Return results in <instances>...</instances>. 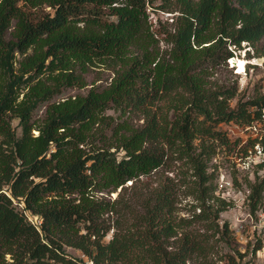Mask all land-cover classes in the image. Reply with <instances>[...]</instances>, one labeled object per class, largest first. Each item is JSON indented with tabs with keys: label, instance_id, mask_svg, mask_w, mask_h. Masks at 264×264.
<instances>
[{
	"label": "trees",
	"instance_id": "16d2710c",
	"mask_svg": "<svg viewBox=\"0 0 264 264\" xmlns=\"http://www.w3.org/2000/svg\"><path fill=\"white\" fill-rule=\"evenodd\" d=\"M43 4L52 11L32 10ZM149 6L177 11L164 36ZM244 41L264 56V0H0V264H77L81 252L95 264H215L216 241H235L209 170L226 140L216 125L264 106L259 89L232 106L238 83L212 78ZM98 66L107 84L55 99ZM173 160L192 169L191 217L178 218L170 176L123 191ZM250 186L255 208L264 178Z\"/></svg>",
	"mask_w": 264,
	"mask_h": 264
},
{
	"label": "rangeland",
	"instance_id": "374dc122",
	"mask_svg": "<svg viewBox=\"0 0 264 264\" xmlns=\"http://www.w3.org/2000/svg\"><path fill=\"white\" fill-rule=\"evenodd\" d=\"M32 10L36 11V13L40 15L43 14V12L52 11V8L43 4L39 7L32 8ZM148 12L150 14L149 20L152 22V28L158 31V36L161 37L165 35L162 30L173 28V18L177 11L170 12L158 7L149 6ZM161 45L165 46L164 40L161 41ZM233 48L236 51L235 56H239L240 60L242 61V58L249 61L253 60V57H264L263 55H256L254 46H250L244 42L242 43L241 48L235 47L234 45ZM239 69V66H232L229 64V62L223 63L215 68L212 75V78L218 80L220 83L227 85H232L236 82L238 83L239 93L231 100L232 106H235L237 100L240 97L244 99L249 98L255 94L256 90L259 89L263 91L264 89V66L247 63L246 71L242 70L239 72ZM86 76L89 82L86 86L76 85L68 87L62 94L56 95L55 99H63L71 95L75 96L78 93H87L92 86H96L98 84H107L112 78V72L109 68L98 66L91 68L86 73ZM257 86L260 87L257 88ZM44 111L45 105H42L38 109L37 114L41 116L44 114ZM140 121H142V119H140ZM18 122L19 119L17 118L13 120L14 126L16 127L18 133H20L21 128L18 125ZM135 122H138L137 119ZM216 129L224 130V124L222 122L218 123L216 125ZM35 131L37 132V130ZM252 143L253 142L248 143V148L252 149V154L254 155L252 158L257 160L260 156L264 157V139L260 142L259 147L253 145ZM234 145H236L235 142L233 145H231V149L227 148V154L223 151H220V155L217 159H215L216 154H214L210 160L209 170H215V173L217 174L220 165L221 168L226 170L228 173H231L235 178L237 177V174H239V176L243 178L244 183L246 182V184H248L249 188L251 189L250 183H253L258 177L264 178L262 173L263 165H258V163L254 165L251 161L245 164L246 166H249L251 163L250 168L248 167L249 169L246 168L241 170L240 168H237L234 158H238L235 155L238 145ZM122 153L123 151L119 152V154ZM250 170L254 172V179L251 177L252 175L249 176L247 174ZM191 172L192 169L190 164L184 163V161L181 160H173L169 164V167H160L159 169L153 171L151 175L141 177V180L138 181V183L133 187L131 186V180L128 181L129 186L123 191H125V195L127 197L132 195L135 196L138 193L151 191L153 187L159 185L161 180L165 179L167 176H170L174 179L178 187V201L176 208L178 218L191 217L195 211L193 202L196 203L197 201L195 199V193L192 192L191 186L194 177L191 175ZM216 181L217 175L215 177V182ZM120 191L121 188H118V190L111 192V195L106 192L105 195L115 198ZM236 191V198L229 201L230 204H228L227 208L221 212L220 217V223H223L225 220L229 222V226L233 232V235L235 236V241H232L231 244L227 243V241H216V246L213 249L214 252H212L211 257L215 264H228L226 260L220 259V256L222 252L229 251L235 254L242 263L249 264L250 261L255 258L256 264H264V190L262 191L261 199L255 208L253 206L252 198L248 197L249 192L244 187L238 186ZM99 194H103V192H99ZM196 210L199 211V209ZM112 216L115 218L116 214H112ZM187 228L204 230L201 222H195ZM112 233L113 229L110 230L107 238H109ZM260 243L262 244L261 248L256 251L254 257V247ZM67 250L70 254L76 256L79 254V250L74 247L67 246ZM240 252L244 255L241 256ZM9 257L10 255L8 254V258Z\"/></svg>",
	"mask_w": 264,
	"mask_h": 264
},
{
	"label": "built area",
	"instance_id": "2783aa9c",
	"mask_svg": "<svg viewBox=\"0 0 264 264\" xmlns=\"http://www.w3.org/2000/svg\"><path fill=\"white\" fill-rule=\"evenodd\" d=\"M244 43L247 42L244 41ZM235 55H236V51H235ZM235 55L229 57L228 62L230 65L237 67L238 65L236 64V61H234V59L236 58ZM253 58L255 60L254 59L249 61L246 60L245 69H243V71H246L247 63L264 66V57H253ZM223 131L224 132L222 135L226 136V140L218 144L216 148L215 159L219 157L220 151H223L227 154L228 149H231V145H233V143L235 142L236 145H238L237 151L235 153L236 157L238 158H234L237 168H240L241 170H244L248 167L250 168L251 163L249 164V166H246L245 164L247 162L252 161L254 165L257 163L263 165L262 173L264 176V157L260 156L257 160H255V158H252L254 157V155L252 154V149L248 148L249 142H253L252 143L253 145L259 147L260 142L264 139V106H262L261 108V114L259 117L252 119L251 121L248 122L230 120L229 122L224 124ZM247 174L249 176L252 175L251 177H253V179L255 178L254 172H252L251 170ZM216 175H217V181H216L215 193L221 199H224L227 202L231 201L232 199H235L236 198L235 194L237 192L236 188L238 186L244 187L249 192L248 197L251 198L250 197L251 189L249 188L248 184H246V182L244 183L243 178H241L239 174H237V177L235 178L231 173H228L219 165V169ZM40 221L41 219H39V222ZM77 264H95V262L90 257H88L86 253L81 252L80 260L78 261Z\"/></svg>",
	"mask_w": 264,
	"mask_h": 264
},
{
	"label": "bare ground",
	"instance_id": "6f19581e",
	"mask_svg": "<svg viewBox=\"0 0 264 264\" xmlns=\"http://www.w3.org/2000/svg\"><path fill=\"white\" fill-rule=\"evenodd\" d=\"M242 60H240V57H236L234 60L236 61V64L239 66V71H242L243 69H245V63H246V60L244 58H242Z\"/></svg>",
	"mask_w": 264,
	"mask_h": 264
},
{
	"label": "water",
	"instance_id": "95a60500",
	"mask_svg": "<svg viewBox=\"0 0 264 264\" xmlns=\"http://www.w3.org/2000/svg\"><path fill=\"white\" fill-rule=\"evenodd\" d=\"M235 61V60H234Z\"/></svg>",
	"mask_w": 264,
	"mask_h": 264
}]
</instances>
